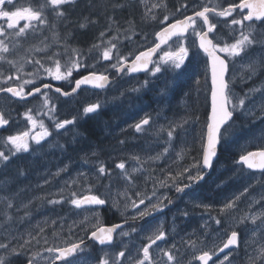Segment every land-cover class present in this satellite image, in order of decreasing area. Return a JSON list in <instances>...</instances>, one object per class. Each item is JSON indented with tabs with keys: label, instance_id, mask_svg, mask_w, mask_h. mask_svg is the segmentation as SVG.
Instances as JSON below:
<instances>
[{
	"label": "rangeland",
	"instance_id": "rangeland-1",
	"mask_svg": "<svg viewBox=\"0 0 264 264\" xmlns=\"http://www.w3.org/2000/svg\"><path fill=\"white\" fill-rule=\"evenodd\" d=\"M136 1L139 2L144 21L150 33L155 35V33L158 32L157 26L161 25L160 21L163 20L165 15H168L167 0ZM223 1L233 2L236 0H213L214 6L219 5L220 8L226 7L225 4L227 5V2L224 4ZM102 2L105 5V0ZM154 4H159L160 7L154 8ZM164 5H167V7ZM187 5L188 8L184 9L183 16L189 14V12L193 13L194 10H200L204 4L201 1H193ZM153 15L156 17L155 20L151 18ZM233 16L239 18V10L233 13ZM211 19L213 22L216 20L222 21L217 25V27H219L218 33L222 42L227 41L231 43L234 38L238 37L239 26L230 27L227 23H223L225 20L230 21L232 17L220 18L211 15ZM169 22H171L170 17L164 24L166 25ZM198 23H200V21H198ZM233 29H235V31ZM253 30V34H256L257 30ZM0 39H4V37H0ZM185 43L187 44L188 41ZM171 46L174 48V43ZM144 49H146L144 44L137 41L132 45V51L135 55ZM253 49H256V47L253 46L251 50ZM166 50H168V48ZM256 59H264V57L259 55L256 56L254 60ZM203 60L204 57L202 52L198 55H190L186 63L187 68L183 67L182 70L188 69L191 64L199 68ZM242 64L243 67L240 68L241 74L250 69L246 61L242 62ZM73 76L74 73L72 72V75L67 79L55 80V82L69 85ZM145 81H147V84H145ZM180 82H183V84L180 85ZM150 83H160L161 85V92L159 95H156V97L160 99L158 102L154 100L156 103L152 102V97L150 99H143L140 93L143 91L142 87H148ZM170 83H173L175 87H180V89H178V95L176 93L171 97ZM186 84L187 82L185 83L184 80L180 79L179 81L175 78H171L167 71L163 69L162 72L156 74V76H152L151 73H148L144 77L141 76V78L129 77L128 75L123 76L119 82L116 81L103 93L85 90L72 100H58V97H54L55 102H51V93L48 92L50 98L49 107L55 105V111L47 115L44 114L47 112V109L42 105L43 98H38L37 104L40 105L41 111L38 114L40 118L36 119L42 120L45 127L49 129L52 135L42 141L41 145H36L34 141L29 139L30 150L28 152H20L10 157V159L17 158L25 165L26 173H23V177L26 176V179L24 180L23 178L21 188L20 185L14 188L10 187V191L7 190L0 194V213L10 210L22 212L32 209L33 214L28 217L16 233L9 237L6 243L9 244L10 247L17 248L19 252L25 251L32 241L47 234L50 237L48 246L37 250L31 248L28 259L35 256V263L51 264L56 261V253H48L45 251L46 248L66 247L75 241L88 237L92 231L99 227L101 222L99 210L84 209L83 207L76 208L70 203V200L73 198V192L77 194V198H82L83 196L95 193V186L104 184V189L107 190H104L102 193L106 196L108 195V197L111 196L110 198L112 199L118 197V199L122 200L120 203H124L126 207H129L132 204L131 199L134 198V194L136 193H141L145 189H155L157 192L158 189H162L168 183L175 185L172 177H176L177 173H179L183 167L202 168V162L201 164L199 163L202 154V152L199 153L201 145L200 131L201 126H203L202 122L204 121L203 117L206 106L198 102V90L196 89L193 92L194 98L191 100L190 97L192 94L190 88H186ZM188 84H191V82L188 81ZM30 86L33 85H29V87ZM25 88L27 89V87ZM125 93L133 94L132 98L134 97V99L128 103L119 102L122 106L127 104L122 107L123 111L120 110L121 108L118 110V105H108L107 102H104L105 98L119 100ZM173 96L176 97L175 101H173ZM258 96L260 98V103L257 104L256 107L252 106L248 108L244 113V117L252 121V127L246 132H238L233 125L226 133V138L221 141L220 157L214 166L215 172L212 173L214 174L212 182H215L217 186L214 190L211 189L209 192L210 199L206 197L201 198L200 195H197V197L193 196L200 206H210L208 200L215 199L220 201L232 194H234V199L237 197L240 198L243 196V193L248 192L244 191L246 188L248 189V186H240V182H255L261 179L259 175H250L245 167L238 163V159H233L226 153L232 150L235 154L241 156L252 150L264 149V115L262 116V114H264V92L259 93ZM192 101L193 104L188 106V103L190 102L191 104ZM96 102H99L101 106L106 104L109 107L115 106L116 108L114 112H111L113 115L114 113L115 115L117 114L116 120L115 118H111L112 120L110 121H117L118 126L121 124L120 128L116 127L110 130L108 127L106 129L105 124H103V131H108L107 134L111 141H113V139L118 141L117 137L113 135V132L116 130L123 131L127 126L125 121L122 122V119L118 121V112L120 111L124 119L129 118L130 120H135V122H140V120L144 119L146 116L152 118L154 125L150 129L153 131H145L143 134H140V140H128L123 143H121V140L118 144V149L108 145L105 146L106 148L102 153L95 152V150L84 153L85 151L80 148V145L82 143H87L88 145L91 140H87L86 137H82L77 132L76 117L80 114L85 115L83 112L84 107ZM164 103H166V105H164ZM172 103L173 105L169 106ZM2 104L13 105L15 102L4 99ZM130 107H133V110H130ZM126 109H128V111H125ZM74 117L75 123L66 126L65 129L57 131L54 128L55 121L64 119L71 120ZM102 119L104 122L107 121L106 117ZM173 124L182 125V127H178L173 137L170 139L167 135V131L170 125ZM24 131H30V135H34L35 132L41 131V129L39 124L33 129L31 123L12 126L10 131L7 132L8 134L5 135V138L0 137V143L2 142L8 154L11 145L7 143V137L10 135H17ZM159 132L162 133L161 136ZM65 138L68 140H65ZM161 143H164L162 147H156ZM43 147L46 150L44 154L40 149ZM165 148L168 149L166 153L164 152ZM79 150H81V152ZM1 151L5 152V150ZM157 156H159L158 159H149L150 157L155 158ZM135 157H139V161L136 160ZM168 158H171L173 167L165 169V165L163 164ZM121 161L125 162L126 170L131 174V182L124 177L120 169L115 167V165ZM101 164L106 166V169L109 170V174L104 176L99 175L97 170ZM73 169L76 170L73 171ZM133 169H136V171H133ZM181 177H177L176 184L179 185L180 179L184 180V176ZM106 178L111 179L113 183H103L102 181ZM161 181L165 182L163 186ZM240 187L242 188L239 189ZM11 188L14 190L12 191ZM124 193H126L127 198L123 195ZM194 193L200 194V192ZM237 194L238 196L235 198ZM4 197H8L12 200L14 204L13 208H7V201ZM62 197L63 199H61ZM181 198L182 195L179 196V199ZM48 200H58L60 203L50 204ZM114 203L115 202H112L111 204L115 207ZM118 208L120 207L118 206ZM168 219L169 233L166 234L165 244L156 247V257H158V254H162L160 251L161 249H170L172 245L180 249L182 245V241H180L179 238L181 229L180 222L177 221L175 216H171ZM237 219L238 218L235 217V222H237ZM204 222H206V220ZM166 223L167 221L163 218L155 222L154 229L156 230L157 227H163ZM41 229H43V231H41ZM260 234L261 232H258L255 235L260 236ZM203 238L205 239L204 234ZM25 241H30V243L24 244ZM22 244H24V247L20 248ZM178 252L176 253L177 259ZM37 253L39 255H37ZM20 256L21 255H18V257ZM164 258L167 260L166 257Z\"/></svg>",
	"mask_w": 264,
	"mask_h": 264
},
{
	"label": "snow or ice",
	"instance_id": "snow-or-ice-1",
	"mask_svg": "<svg viewBox=\"0 0 264 264\" xmlns=\"http://www.w3.org/2000/svg\"><path fill=\"white\" fill-rule=\"evenodd\" d=\"M75 0H45V3H37L35 6H28L22 8H15L13 0H0V19H4L7 22V28L5 29L3 26H0V37H4V39H0V61L6 60V56L4 54L10 53L13 49L9 47L10 43H14V47H18L20 42L27 38L29 31L35 32L36 27L40 25H44L47 23L46 19V11L51 10L55 12L57 17H63L64 11L62 10V6L70 3H74ZM5 5L11 6L9 8H5ZM167 7V5H164ZM153 7H160L159 4H154ZM195 7V6H194ZM188 5L182 4L180 8H177L176 11L180 12L181 9H187ZM14 9V10H13ZM247 9V13H244V10ZM239 10V18L233 16V13ZM150 11V10H149ZM210 14L213 17L220 18H228L232 17L230 21L225 20L223 23H227L231 26H239V35L234 38L233 42L228 43L227 41L221 40V37L217 31L218 23L222 21L216 20L213 22L210 19ZM152 19H156L153 15ZM169 20V16L165 15L163 20L160 21L161 24H164ZM198 20L200 23H198ZM21 21H25L23 26H19ZM256 21L264 24V0H239V3L229 4L227 7L220 8L219 5L216 6H208L205 3L200 10H194L192 15H185L183 19L175 20L172 23H169L166 27H163L159 32L155 33L156 40L159 41L154 43V45L148 48L145 51H140L138 55L135 56V59L131 62V66H127L126 58L123 55H120L117 51L116 63L111 64L110 66L116 69L117 72H123L127 69L128 72L135 73L140 71L150 72L152 76H156V74L161 73L163 69L170 68L173 72H179L182 70L185 65L186 60L190 55H198L201 52L206 55V57L210 58L211 62V116L210 122L207 124L206 137L204 138V142L202 144V166L203 168L210 169L213 164V160L217 155L218 147L223 139L226 138V133L232 127L233 115L237 108L243 109L245 106V99L252 91H260L264 92V89L259 90H250L249 93L245 94V97L239 98L238 103H233V97L231 90L229 88V83L225 79L226 74L229 72V60H234L237 57L243 58L248 55L249 50L257 43L255 36L253 35V31L249 28L248 31H245L246 23L249 25L255 23ZM33 22H35V26H33ZM93 22L94 21H90ZM82 27L84 25H81ZM8 30H11L10 32ZM235 31V29H233ZM107 31H111V24L109 25ZM190 32V35H189ZM101 37L105 36V32L100 33ZM130 38V37H126ZM173 41L175 47L173 48L169 45L168 50H162V45H168L169 41ZM5 40L9 42L6 43ZM119 40V32L117 31V35L112 36L107 40L106 45L104 47L102 53V59L105 61L112 60V52L114 49H117V43ZM188 41L186 44L185 42ZM198 41V43H197ZM102 44L105 42L102 41ZM49 47V45L45 44V48ZM100 47V45H93V48ZM36 51H44V49L37 48ZM158 52H162L159 56L158 60H153L152 57L156 55ZM217 53H225L226 56L222 58ZM60 54L57 52H53L50 56L47 57L48 60L52 61L55 65V71L52 68L45 67L44 63L41 62L40 59L28 60L27 63L33 65L34 71L28 73L27 75L32 77L31 79H23L22 84L17 87H0V92L10 93L13 97H17L21 100L26 99L29 96H34L35 94H40L43 98L42 105L47 109L45 115L49 113H54L55 105L49 107L50 98L47 92H42L40 86L36 85V77L41 75V69L46 72L53 79L65 80L72 75L74 70H78L82 64L79 58L73 59L70 64L64 66V71H61L62 65L58 59L55 57ZM6 62L15 69V72L12 75H9L5 78V82L12 80L13 78L20 80L21 76L18 73L23 72L24 65L21 64L17 67L18 62L16 60H6ZM151 64V67L149 65ZM38 66V67H37ZM247 66L250 68V75L255 74L258 70L264 72V59H256L249 60ZM2 75V73H0ZM108 81V76L103 73L92 72L88 75L81 77L75 81V87L72 88L71 92L75 93L77 89H80L82 85H93L96 88H104L105 83ZM147 84V81H145ZM33 85L31 91L25 92V86ZM43 89H51V85L48 83H43ZM56 93H60L61 95L67 97L70 96L69 92H62L61 88H55ZM101 104L99 102L89 104L84 107L83 112L85 116L89 114L98 113L101 108ZM25 117L29 123L33 126V129L39 124L41 131L35 132L34 135H30V131H24L17 135H10L7 137V143L11 145V149H9V154H5L4 151H0V161L7 163L10 161V157L14 156L20 152H28L30 150L29 139L35 142L36 145H41V142L46 138L50 137L52 133L49 131L47 127H45L44 122L42 120H37L32 115V109H28L25 113ZM9 123L8 119L5 118V115L0 112V126L7 125ZM75 123V117L71 120L64 119L54 122V128L59 131L61 129H65L66 126L72 125ZM150 117H145L140 120L139 123L135 124V130L137 132H141L143 130V126L149 125ZM178 127H182V125L173 124L170 125L169 130L167 131L168 137L171 139L176 132ZM123 143V141L121 142ZM168 151L167 148L164 149L166 153ZM259 156L261 162L259 164L254 162V157ZM159 156L149 159H158ZM136 160L139 161V157H135ZM238 163L242 165H246L248 168H261L264 169V150L253 153L248 152L246 155H241ZM116 168L120 169L122 174L126 179L131 182V174L126 170V164L124 161H121L115 165ZM98 173L101 176L109 174V170L106 169L104 164H101L98 168ZM136 171V169H133ZM185 173H189L186 179L189 183L183 184L182 186L177 185L176 190L178 192H182L185 189H190L193 185L198 184L200 181L204 179V176L201 172H197L195 176L191 175L189 169L185 168L182 172L177 173L176 177H172L173 183L176 184L177 177L184 176ZM165 182L161 181L162 186ZM245 192L248 191L246 188ZM126 197V193H124ZM137 196H140V193H136ZM155 195V193H153ZM72 199L70 203L74 205L76 208H81L83 205H97L102 206L106 203V199L101 198L99 195H87L82 198H77V194L75 192L72 193ZM127 198V197H126ZM7 201V208L11 209L14 207V204L11 199L8 197H4ZM63 199V197L61 198ZM150 199V198H148ZM166 199V197H165ZM236 199H239L237 197ZM48 203L55 204L60 203L58 200H48ZM145 203V198L139 199V203L137 204L135 201L132 202L133 208H139V205ZM264 206V198L261 201H258ZM162 201H158L155 204L151 205V208L154 210H160V205ZM204 207H209L208 205H203ZM236 207L235 200H230L226 202L223 208L220 209L221 213H226L229 210H232ZM148 209L144 211L137 212L136 216H133L132 219L135 220L138 217L143 218L149 215ZM5 218L7 220H11V216L8 215L7 212L4 213ZM260 219L261 223H264V212L259 213V215H245L238 219L239 224H244L249 221L253 225H256V221ZM127 223V221H125ZM215 223L217 225L221 224L220 219H216ZM121 225L116 224L112 227H99L95 231L91 232V238H93L100 245H110L113 243V233L116 232L117 229H120ZM43 231V229H41ZM132 231H136L135 228ZM253 234L255 235L257 232H261L264 234V230L260 229L259 226H255L252 229ZM120 235L128 236L129 233L125 231H121ZM264 238V235H262ZM166 239L165 231L161 230V228L157 227L155 231L152 232L151 235L147 237L148 243L144 244L140 250L142 254H138L135 259V264H159V261L155 260L150 252L153 245H157L158 241H162ZM30 241H25L24 244H28ZM83 241L79 243H72L66 247H50L46 248L45 251L48 253H56L55 260L61 261L62 264H86V261L78 258V253L82 252ZM189 247L193 250L196 248V241L188 240L185 242ZM203 243V241H201ZM24 244L20 245V248L24 247ZM158 247V245H157ZM239 247V232L232 228L230 231V235L226 242L223 243L222 247L218 249L214 245L212 248L208 250L201 251L198 255L194 254L193 259L201 262V264H209V261H212L213 256L217 255V251L223 253L225 249L229 250V254H225L223 256V260L219 262V264H231L229 255L233 248ZM0 249L5 250V252L9 253V257L0 256V264H11L10 257L20 255V252L15 247H10L7 243H0ZM162 252L163 257H166L167 260L165 264H180L177 259L176 253L179 249L176 248L175 245H172L170 249L160 250ZM37 255H39L37 253ZM130 255V254H129ZM108 254H105L107 257ZM121 258L127 259L125 256V251H120L116 256L113 264H122ZM35 256L28 259L27 264H34ZM98 264H110L108 258H101L98 261ZM248 264H264V243H262L257 249H254V254L249 256Z\"/></svg>",
	"mask_w": 264,
	"mask_h": 264
},
{
	"label": "flooded vegetation",
	"instance_id": "flooded-vegetation-1",
	"mask_svg": "<svg viewBox=\"0 0 264 264\" xmlns=\"http://www.w3.org/2000/svg\"><path fill=\"white\" fill-rule=\"evenodd\" d=\"M237 1H238L237 3H239V0ZM226 2L227 1H223L224 4ZM232 3H236V1L227 2V5L225 4V6L227 7L229 4ZM5 21L6 20L4 19H0V26H2V22ZM245 23H246V29H245L246 31H248L249 28L251 29L254 28L255 30L257 29L260 30L261 32L253 34L258 42L256 43V45H254L256 49L253 50L250 49L247 56H244V54H242L243 58L237 57L234 60H229V73H228L227 81L229 83V88L232 93L233 103H238V99L245 97V94L249 93L250 90L264 89V85H263L264 72L258 70L255 74H251V78H249L251 70L248 69L241 74V69H240L243 67L242 62L246 61V63H248L249 60H254L255 57L259 55L264 57V24H262L259 21H256L251 25H249L248 22ZM218 30L219 27H217V31ZM220 55H222L223 57L226 56L225 53H220ZM187 61L188 59L186 60L185 65L183 67L187 68V64H186ZM126 75L129 76L127 72L124 73L123 76ZM196 76H197L196 85L198 87V102L208 107V104H210V95H211V76H210L209 62L206 57H204V60L199 65L198 71L196 72ZM122 77L118 78V82L120 81V79H122ZM182 84L183 82H180V85ZM8 87H17V86L13 85ZM28 91H31V89L28 90L25 88V92ZM46 92L48 93L49 91ZM259 93L262 92L252 91L245 99L244 108L243 109L237 108L236 111L234 112L232 126L234 125V127H236L235 128L237 129L236 131L246 132L252 127V123H251L252 121L250 119H246V117H244V113L248 108L252 106L256 107L257 104L260 103V98L258 96ZM40 97L41 96L39 94L27 101H19L9 95H3L0 98V112H2L5 115V118L8 119L9 123L3 127H0V137L5 138V135L8 134L7 132L10 131L12 126L25 125L29 123L25 117V113L27 112L28 109H32L33 117L39 119L40 116L38 114L41 111L40 110L41 107L39 104H37L38 102L37 99ZM54 97H58L59 100L61 98V95L56 93H54V95L51 94V102H55ZM4 99L9 100L11 102H15V104L13 105L2 104ZM126 105L127 104L123 106ZM123 106L118 103V110L121 108L120 110L123 111L122 108ZM103 107H106V104L102 106V108L99 110V113H95L96 116H99L97 122L101 126H103V124L105 123L104 120L100 117L102 115ZM130 110H133V107H130ZM121 111L118 112V121L124 119V117L121 116L122 115ZM125 111H128V109H126ZM263 115L264 114H262V116ZM125 122L127 125L125 130L123 131L116 130L115 132H113V134L117 137V139H121L123 142L128 140H135V139L140 140V138H138L140 137V134H143V132L145 131H150V132L153 131L150 129L154 125L152 118H150L149 125L143 126V130L141 132H137L134 127L135 124L139 122H135V120H130L129 118H126ZM120 125L118 126L117 124L115 126H117V128H120ZM159 135L161 136L162 133L159 132ZM163 144L164 143H161L156 147H162ZM118 148L119 147L117 146L116 149ZM258 150H262V149H258ZM226 153L231 158L238 159L239 161L240 156L235 154L232 150H229ZM165 162H167V167L168 166L169 168L173 167V165L171 164L172 160L170 158L167 159ZM201 162H202V155L200 156L199 163L201 164ZM185 168L186 167H183L180 170V172H182L183 169ZM187 169H189L190 174L193 176H195L197 172H201L202 174H204L203 168L201 167H194V168L189 167ZM246 170L252 176L259 175L261 179L255 182H245V183L240 182L241 183L240 186L242 185L248 186L247 193H243V196H241L239 199H234L233 198L234 194H232L231 196H228L224 200H220V201L215 199L208 200L210 206L207 207V209L202 205L200 206V204L195 201L196 199L193 198V196L197 197V195H200L201 198L206 197L207 199H210L209 192L211 191V189L214 190L215 187L217 186L215 182L214 183L212 182L214 178L213 176L214 174L212 173L215 172L214 168L205 181L199 182L198 184L193 185L190 189H185L182 192H178L177 190H175L178 184L173 185L171 183H168L162 189H158L157 192L155 189H149V190L145 189L143 192L140 193L141 194L140 196L134 194V198L131 199V203L135 201L138 204L139 199L145 198V203L139 205V208H133L132 204L131 206L126 207L124 203H120L122 200L118 199V197L112 199L108 197V195L106 196L104 193H102L104 190H106L104 189L105 188L104 184L95 186L94 188L95 193H93L92 195H99L101 198L106 199V203L102 206L93 205V206H82V207L84 209L100 211L99 213L101 215L100 216L101 222L99 224V227L115 225V224H120L122 225V227L117 233L114 243L110 246L102 247L96 241L90 240L91 233L88 235V237H84L79 241L73 242V243H79L83 241L84 243L82 246V252L78 253V258L86 261V264H98V261L101 258H108L110 264H113L115 260V256L120 251H125V256L127 257V259L121 258L122 264H135V259L137 258L138 254H142L140 252L142 246L148 243L147 237L151 235L153 231H155L154 229L155 222L165 218L167 223L160 228L161 230L165 231L166 234H168L169 233L168 218H170L171 216H175V218H177V221L180 222L181 225L179 238L180 241H182V245L178 252V260L180 264H201V262L193 259L194 254L198 255L201 251L208 250L212 248L214 245L216 246L217 249L219 247H222L223 243L226 242L228 235H230V231L232 230V228H235L239 232V247L233 248L230 252L229 258L231 264H248L249 256L254 254V249H257L262 243H264V238H262V235L264 234L261 233L260 236L254 235L252 229L255 226H259L260 229L264 230V223H261V220L258 219L256 221V225H253L251 221L244 224H239L238 219L245 215H253V214L259 215V213L264 212V206H262L261 203H258V201H261L262 198H264V172H256L248 169ZM188 174L189 173H185L184 180L183 179L179 180L180 186L189 183V181L186 179ZM241 188L242 187H240L239 189ZM194 192H200V194ZM153 193H155V195H153ZM180 195H182L181 199H179ZM237 196L238 194L235 195V198ZM230 200H235L236 207L232 210H229L226 213H221L220 209L223 208L224 202L226 203ZM158 201H162L160 210L152 209L151 205L157 203ZM112 202H115L114 203L115 207L112 206L111 204ZM118 206L120 208H118ZM145 209H148L150 213L149 215L143 218L137 216L135 220L132 219L133 216L137 215V212L144 211ZM205 211L207 215L205 216V218H203V216L205 215ZM235 217L238 218L237 222H235ZM216 219L221 220L220 225H217L215 223ZM205 220L206 222H204ZM125 221H127V223H125ZM133 228H135L136 231L133 232L132 231ZM121 231L128 232L129 235L122 236L120 235ZM203 234L205 235V239L203 238ZM188 240H193L197 242L195 250H193L185 243ZM201 241H203V243H201ZM161 244H165V240L157 242L158 246ZM157 245H153L152 249H150V252L153 258L159 261V264H165L166 260L162 254L160 255L158 254V257H156ZM106 253L108 254L107 257H105ZM225 254H229L228 249H225L223 253L217 251V255L213 256V259L212 261H209V264H219V262L223 260V256ZM19 264H27V263L22 262ZM34 264H41V263L34 262ZM51 264H57V263L55 261ZM225 264H227V262H225Z\"/></svg>",
	"mask_w": 264,
	"mask_h": 264
},
{
	"label": "trees",
	"instance_id": "trees-1",
	"mask_svg": "<svg viewBox=\"0 0 264 264\" xmlns=\"http://www.w3.org/2000/svg\"><path fill=\"white\" fill-rule=\"evenodd\" d=\"M102 1L103 0H75L74 3L62 6V10L65 13L63 17H57L55 12L51 10L46 11V24L36 27L35 22H33V26L36 27L35 32L29 31L27 38L22 40L18 47H14L15 42L9 44V47L13 50L8 54H4L6 56V60H16L18 62L17 67L23 64L24 68L22 73H18V75L21 76L20 80L13 78L12 80L5 82V78L9 75H12L15 72V69H13L6 62V60L0 61V73H2V75H0V87H8L13 85L19 86L20 84H22L23 79H31L32 77L27 75L28 73L34 71L33 65L27 63V61L30 59H40L41 62L44 63L45 67L52 68L53 71H55L54 63L48 60L47 57L50 56L53 52H57L60 55L55 57V59H58L60 61V64L62 65V71L65 70L64 66L70 64L73 59L79 58L82 66L78 70L73 71L74 76L72 77L71 83L69 85L55 83V79H53L41 69V75L36 77V85L41 86L43 85V83H54L58 84V86L65 89L66 91H69L73 88L74 83L77 79L92 72L115 76L114 68H112L110 65L116 63L117 51L120 55H123L126 58V61H129L135 57V53L132 51V45L134 42L137 41L139 43H142L146 48L155 43V35L150 33L149 28L144 21L139 2H137L136 0H105L104 5ZM193 1H201L203 2V4L207 3L210 7L214 6L213 0H167V12L170 17V21L176 20L183 16L184 9H181L180 12H177V8H180L182 4H189ZM13 2L15 8H22L35 6L37 3H45V0H13ZM237 2L238 1L236 0V3ZM9 7L11 6L5 5V8ZM90 21H94V23ZM24 23L25 21H22L19 26H23ZM110 24L111 31H107ZM5 25V22H2V26L6 29L7 26ZM81 25L84 26L82 27ZM164 25L165 24L158 25V30L161 29ZM253 29L254 28H252V30ZM8 31L10 32L11 30ZM117 31L119 32V40L118 42L114 41L117 43V49H114L112 52V60L105 61L102 59L104 47L108 39H110L112 36L117 35ZM101 32H105L104 37L100 36ZM260 32L261 31L257 29V33ZM102 41H104L105 43L102 44ZM5 42L8 43L9 41L5 40ZM45 44L49 45V47L45 48ZM94 44L100 45V47L93 48ZM37 48L44 49V51H36ZM202 55L203 57H206L203 53ZM165 70L171 78H175L176 80L181 79L184 80L185 83L187 82L186 88H190V92L192 94L190 98L192 100V98H194V90H198V87L196 85V72L198 71V66L191 64L188 69L181 70L178 73L173 72L170 68H165ZM188 81H190L191 84H188ZM25 87L30 90L33 86L29 87V85H27ZM142 88L143 91L140 93L141 96H143V99H150L152 97V102L156 103L154 101V96L159 95L161 92L160 83H150L148 87ZM178 89H180L178 86L175 87L173 83H170L171 97L173 94H179ZM50 93L54 95V92ZM132 95L133 94L125 93L122 97H120L119 100L105 98L104 102H107L108 105L113 104L116 106L119 102L128 103L129 101H132L134 99V97L132 98ZM192 104L193 101L191 104L188 103V106ZM108 105H106V107H103L101 116L102 118L106 117L107 120H112L111 118H115V114L113 115L111 114V112L115 111L116 108L115 106L109 107ZM164 105H166V103H164ZM171 105H173V103L169 106ZM209 112L210 107L208 104V107H206V109L204 110V121L202 122L203 126H201L200 131V152H202V144L206 136ZM76 119L77 132L79 133V135H81L82 137L88 136L90 139L97 138L99 133L96 129H98V131H100L101 133V139H105V142L103 141V143L105 145L112 143L106 142L111 141V139H109V135L107 134L108 131H103V126H101L97 122V119H99L98 116H85L83 114H80L76 117ZM109 124H105L106 129ZM65 140L68 139L65 138ZM40 149L42 153H46L44 147ZM1 150H5V154H8V152H6V149L3 147L2 142L0 143V151ZM22 173H25V165L17 158H11L7 163V166H5V163L1 161L0 194L4 191L9 190L11 186L12 188H14V186L17 187L18 185H21V182L24 178ZM18 181L20 182V184H18ZM9 182L12 185H9ZM102 182L105 184L113 183L109 178L104 179ZM4 186L8 187L5 188ZM12 188L11 190L13 191L14 189ZM5 212H8V215L12 217L11 220H7L5 218ZM32 214V209H28L22 212H14L12 210L1 212L0 243H6L9 240V237H11L12 234L16 233L20 229L21 225ZM49 242L50 237L47 234L40 236L38 239L32 241L28 245L27 250L20 251V257H18V255L11 256V264H19L22 262L27 263L28 255L31 253V248L37 250L39 248L48 246ZM0 256H5L6 258H8L9 253H6L5 250L1 249Z\"/></svg>",
	"mask_w": 264,
	"mask_h": 264
},
{
	"label": "water",
	"instance_id": "water-1",
	"mask_svg": "<svg viewBox=\"0 0 264 264\" xmlns=\"http://www.w3.org/2000/svg\"><path fill=\"white\" fill-rule=\"evenodd\" d=\"M244 12L247 13V9H245ZM189 15H192V14H189ZM181 19H183V18H181ZM178 20H179V19H178ZM173 22H174V21H173ZM170 23H172V22H170ZM168 24H169V23H168ZM168 24H167V25H168ZM167 25H165L164 27H166ZM160 30H161V29H160ZM160 30H159V31H160ZM159 31H158V32H159ZM189 34H190V32H189ZM155 40H156V36H155ZM174 40H175V38H173L172 41H169V44H168V45H162V46H161L162 50H164L167 46H169L170 44H172ZM157 42H159V41L156 40L155 43H157ZM153 45H154V44H153ZM153 45H152V46H153ZM152 46H150V47H152ZM150 47H148V48H150ZM148 48H146V49H144V50H142V51H145V50H147ZM138 54H139V53H137L136 55H138ZM159 54H160V52H158L156 55H154V56L152 57V59L155 60V59L158 57ZM217 54L220 55L219 53H217ZM220 56H221L222 58H224L222 55H220ZM207 58H208V57H207ZM134 59H135V57H134L132 60L127 61V66H128V67L131 66V62H132ZM208 61H209L210 76H211V62H210V58H208ZM149 67H151V64L149 65ZM114 72L117 73V76H116L115 78H112L110 75L105 74V75L108 76V81L105 83V87H104V88H96V87H94V86L91 85V84H89V85H82V86L80 87V89H77V91H76L75 93H72L71 90H70V91H65V90L62 89L61 87H59V86H57V85H55V84H52V83H48V84H50V85L52 86L51 89H43L42 86H40V87H41V89H42V92H43V91H46V90H51V91L55 92V88L59 87V88H61L62 92H69V93H71V95L65 97V96L61 95L60 93H58V94H60L64 99H72V98L76 97L77 95H79V93H80L82 90H92V91H96V92H104V91H106V90L111 86V84H112L113 82L117 81L118 78L122 77V76L124 75V73H126V72L129 74V76H132V77H139V76H142V75H145V74L148 73V72H146V71H140V72L131 73V72H128L127 69H125V71H123V72H117L116 69H114ZM228 73H229V72H228ZM228 73H227L226 76H225V79H226V80H227V77H228ZM98 74H99V73H98ZM87 75H88V74H87ZM79 79H80V78H79ZM74 87H75V84H74ZM74 87H73V88H74ZM211 87H212V80H211ZM55 93H56V92H55ZM3 95H9V96L13 97L10 93L0 92V98H1ZM36 95H39V94H35L34 96H36ZM34 96H29V97H27V98L24 99V100H21V99H19V98H17V97H13V98L16 99V100H19V101H27V100L33 98ZM210 97H211V95H210ZM210 116H211V108H210V113H209L208 123L210 122ZM233 118H234V115H233ZM4 126H5V125H4ZM0 127H3V126H0ZM220 147H221V143H220V145H219V147H218L217 155H216V157H215L214 160H213L212 167H211L210 169H208V168H203V171L205 172V173L203 174L204 179H203L202 181H200V182L205 181L206 178L211 174V172H212V170H213V168H214L216 162L218 161V159H219V157H220ZM262 150H264V149H262ZM262 150H255V151H251V152H253V153H258V152H260V151H262ZM202 159H203V156H202ZM253 159H254V162L257 163V164H259V163L261 162L259 156H256V157H254ZM244 166H245L246 169L251 170V171L264 172V169H261V168H259V167L250 169V168H248L246 165H244ZM202 167H203V166H202ZM83 206H93V205H83ZM115 225H116V224H115ZM112 226H114V225H108V226H104V227L107 228V227H112ZM121 227H122V225H121ZM120 229H121V228H120ZM120 229H117L116 232L113 233V243H114L115 238H116V235H117V233L119 232ZM90 240L95 241L93 238H91V235H90ZM97 243H98V242H97ZM113 243H112V244H113ZM83 244H84V243H82L81 247L83 246ZM112 244H110V245H112ZM110 245H107V244H106V245H101V246H102V247H105V246H110ZM56 263H57V264H62L61 261H56Z\"/></svg>",
	"mask_w": 264,
	"mask_h": 264
},
{
	"label": "bare ground",
	"instance_id": "bare-ground-1",
	"mask_svg": "<svg viewBox=\"0 0 264 264\" xmlns=\"http://www.w3.org/2000/svg\"><path fill=\"white\" fill-rule=\"evenodd\" d=\"M144 76V75H143ZM180 81V80H179ZM176 84V83H175ZM180 88V87H179ZM172 90H174V89H172ZM151 93V92H150ZM155 95V94H154ZM168 95V94H167ZM159 97L157 98L156 96H154V100L155 101H159ZM178 100V99H177ZM186 100V99H185ZM173 101H175V97L173 96ZM184 101V100H183ZM184 103V102H183ZM190 103V102H189ZM179 104V103H178ZM180 105V104H179ZM209 107L211 108V97H210V104H209ZM180 108V107H179ZM183 108H184V106H183ZM114 112V111H113ZM115 114V113H114ZM117 115V114H116ZM115 115V120H116V116ZM99 117V116H98ZM113 119V118H112ZM126 119H122V122L123 121H125ZM111 122V123H110ZM110 123V124H109ZM104 124H109V126H108V128L111 130V128H116L117 126H115V125H117L118 124V122L117 121H105V123ZM97 130V132L99 133L98 134V137L97 138H93V139H89L87 136H86V139L87 140H91V142H90V144H88L87 145V143L86 144H81L80 146V148H82V150L83 151H85L84 153H86L87 151H91V150H95V152H98V153H102V151H104L105 150V146H108V145H111V147H117L118 146V144H119V142L121 141V139H118V141L117 140H114L113 139V141H106V142H112V143H110V144H108V145H105L104 143H103V141H104V139L102 138L101 139V133H100V131H98V129H96ZM206 130H207V128H206ZM114 135V134H113ZM132 136V135H131ZM134 136V135H133ZM157 137V136H156ZM159 137V136H158ZM206 137V136H205ZM132 138V137H131ZM139 138V137H138ZM161 138V137H160ZM164 138V137H163ZM162 138V139H163ZM133 139V138H132ZM155 140V139H154ZM102 142V143H101ZM55 150V149H54ZM80 152H81V150H79ZM53 152V151H52ZM197 153H198V151H197ZM201 153V152H200ZM44 154V153H43ZM61 154V153H60ZM59 154V155H60ZM59 155H57V156H59ZM62 155V154H61ZM85 155V154H84ZM66 156V155H65ZM203 156V155H202ZM169 159V158H168ZM171 159V158H170ZM53 160V159H52ZM47 161V160H46ZM20 163V162H19ZM83 164V163H82ZM163 165H165V169L166 168H168L167 167V162H164V164ZM79 167V166H78ZM23 168V167H22ZM14 170V169H13ZM76 170V169H75ZM74 169H73V171H75ZM7 171V170H6ZM8 172V171H7ZM22 172V171H21ZM26 173V172H25ZM23 174V173H22ZM10 175V174H9ZM12 175V174H11ZM15 175V174H14ZM21 175V174H20ZM17 178V177H16ZM19 178V177H18ZM23 178V177H22ZM28 178H30V177H28ZM26 179V176L24 177V180ZM30 180V179H29ZM28 180V181H29ZM17 181V180H16ZM19 182V181H18ZM22 182H23V180H22ZM6 183H7V181H6ZM9 185L11 184L10 182L8 183ZM18 184H20V182L18 183ZM92 184V183H91ZM111 184V183H110ZM115 184V183H114ZM12 185V184H11ZM93 185V184H92ZM5 187V186H4ZM12 187V186H11ZM15 187V186H14ZM0 188H1V186H0ZM5 188H7V187H5ZM20 188H21V185H20ZM23 188V187H22ZM10 189V188H9ZM109 189V188H108ZM116 189V188H115ZM107 190V189H106ZM23 191V190H22ZM25 191H27V190H25ZM107 194H109V193H107ZM111 197V196H110ZM116 209V208H115ZM207 209V208H206ZM199 212V211H198ZM8 213V212H7ZM22 214V213H21ZM207 215V213H206V211H205V215L203 216V218H205V216ZM25 217V216H24ZM24 219V218H23ZM23 221V220H22ZM21 222V221H20ZM8 224V223H7ZM15 225V224H14ZM7 227H10V226H7ZM12 227V226H11ZM14 227V226H13ZM4 229H5V227H4ZM11 230H12V228H11ZM247 230V229H246ZM5 231V230H4ZM6 231H7V229H6ZM5 234V233H4ZM6 255V254H5Z\"/></svg>",
	"mask_w": 264,
	"mask_h": 264
}]
</instances>
